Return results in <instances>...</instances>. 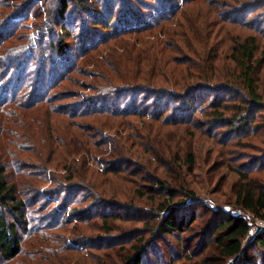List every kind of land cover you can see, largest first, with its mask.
Here are the masks:
<instances>
[{"label":"trees","instance_id":"trees-1","mask_svg":"<svg viewBox=\"0 0 264 264\" xmlns=\"http://www.w3.org/2000/svg\"><path fill=\"white\" fill-rule=\"evenodd\" d=\"M55 1L58 6L54 9ZM198 1L217 10L204 14L264 34V0H245L239 5L231 0H0V110L14 114L18 111L15 114L18 124L47 129V139L50 136L52 143L46 146L47 155L39 158V165L48 170L53 164L51 169L65 171V175L60 172L47 175V181L53 184L35 187V196H23L20 179L23 176L29 179L33 174L20 166L16 170L18 177L9 174L4 156L22 158L11 151L8 143L14 142L9 137L10 131L5 136L7 152H0V264H27V259L15 260L21 253L37 264H42L44 258L53 264H87L86 260L78 259L66 262L77 252L92 255L98 264H174L182 259L191 264L196 255L211 249L212 254L200 258L203 264H264V227L247 240L250 225L243 216L210 207L204 198L155 174L140 160V155L123 152L121 157L113 156V151L122 149V143H128L115 138L113 128L122 130L120 126H131L139 135L146 128L145 120L161 126H197L224 142L235 139L234 143H239L246 136L264 132V89L258 77L259 65H264V50L258 53L252 34L233 46L232 58L239 71L230 75L235 79L227 82H218L216 79L222 76L206 72L212 61L202 55L201 61L207 62L202 70L169 82H159L158 77L167 75L162 64L157 78L153 75L152 79H142L117 69V76L111 79L99 66L104 56L93 58L99 55V47L105 42L160 30L177 22L186 15V5ZM29 25L39 30L37 37L30 36ZM183 35L189 37L188 31ZM74 36L75 42L65 41ZM74 43L76 48L72 47ZM190 48L189 40L179 49ZM10 50L13 54H8ZM194 58L192 64L199 59ZM10 61L6 67L5 63ZM65 80L71 83L68 87L63 86ZM61 101H65L66 109ZM53 115L61 116L58 122L61 130L52 122ZM89 115L106 116L113 121L119 118L121 123L115 121L106 132L101 125L85 123L88 132L80 130L81 137L68 133L71 140L65 141L68 135L64 134L73 132L72 125L79 124L73 118ZM138 118L143 121L135 122ZM141 138L142 135L137 140L156 159L157 150L147 136L146 141ZM62 145L67 146L64 151L60 149ZM262 152L232 169L240 177L235 204L264 221ZM54 153L59 155L57 161ZM158 154L162 163H172L162 153ZM181 160L190 167L195 163L191 151ZM173 161L178 163V158ZM83 166L90 177L96 173L135 174V168L131 167H140L148 181L142 186L152 192L144 193L138 188L136 192L150 206L137 207L104 196L95 183L86 180V173H79ZM27 183L35 184L30 180ZM119 220L134 223L119 226L115 224ZM195 224L199 227L193 233L195 236L185 234ZM191 238H195L194 245L185 242ZM116 245L121 253L107 259L93 252Z\"/></svg>","mask_w":264,"mask_h":264},{"label":"rangeland","instance_id":"rangeland-1","mask_svg":"<svg viewBox=\"0 0 264 264\" xmlns=\"http://www.w3.org/2000/svg\"><path fill=\"white\" fill-rule=\"evenodd\" d=\"M90 1L91 0H88V2ZM231 1L235 5H239V2H245V0ZM209 5L211 4L203 1L187 4L184 10L186 15L183 14L182 17H179L177 22L168 24L160 30L157 29L155 31H144L143 33L131 34L130 38L127 37L126 39L117 40L113 43L105 42L103 46L99 47L100 49L98 48L99 55H93V58H101L104 56L103 59H100L99 66L103 71H105V74H107L106 76L111 79L117 76L115 75V73H118L117 69L122 70L126 75L137 74V76L142 79H152L153 75L157 74L159 65L162 64L163 70H165L167 75L161 78L158 77L159 82H169L174 81L175 77L177 80H181V76L183 75L190 77L202 70V67H205L207 64L206 61H201L202 58L200 56L202 55L207 56V61H212L211 67H208L210 70L206 72L222 76L220 79H216L219 80L218 82L233 80L235 77H231L230 75H237V72L239 71V66L234 61V58H232L233 46L237 41H240L247 35L252 34L256 38V43L259 48L258 53H260L264 50V34L251 28L238 26L236 24H229L225 21H218L215 19L216 17L213 14H204L205 12H217L216 9L211 8ZM57 6L58 3L55 1L53 5L54 9ZM201 12L203 13V16H201ZM258 16L260 17L262 15L259 14ZM30 27V36L32 38L37 37L39 30H34L31 25L27 28ZM187 31L189 33V37H183V34ZM75 36L73 38L69 37L65 41L73 39L75 42ZM189 40L191 42L190 50L184 49L182 51V49H179ZM76 45L77 44L74 43V46L72 47L76 48ZM108 48L110 51L107 50ZM7 50L8 49L5 48V52H7ZM110 53L117 55L118 58L113 57ZM8 54H13V51H8ZM77 55L79 54L76 53V56ZM194 56L199 57V59L196 58L198 62L194 61L195 63L192 64L191 61L195 59ZM256 56H258V54H256ZM179 57H183L185 60H182ZM10 64L11 61L6 62L5 66L8 67ZM82 67L83 65L80 66V69ZM100 73L103 74L102 71ZM258 77L259 84L262 86L263 90L264 65L262 64L259 65ZM155 78H157V75ZM27 80H29V78ZM64 83V87H68L71 84L66 80ZM54 91L55 90H53V92ZM64 102L61 101L60 104H64L63 108L66 109L67 105H65L66 103ZM17 113L18 111L15 114ZM15 114L12 111L7 112V109L0 110V152L4 154L7 152V141L5 140V136L10 131L9 137L14 142V144L8 143L11 151H15L16 154L23 160L11 158V156L6 154L4 157L8 160L7 163L10 170L9 174H12L14 177H18L17 174L19 173L16 171L18 170V166L22 168L25 167L27 168L26 170H31L33 177L25 180L23 176L19 183L22 195L30 198L35 196V192H33L35 187H38L39 185L41 187H46L49 184H53L52 181H47L49 175L51 176L53 173L58 174L57 172H60L61 175H65V171L62 169L61 171L51 169L50 167H54L53 164L49 165V169L51 171L46 168L44 170L41 165H39V158L42 155L43 157L47 155L46 146L49 142L52 143V138L48 136L47 139V129L45 130L44 127H34L33 124L29 126L26 125V123L18 124V122L15 121ZM60 117L61 116L53 115L52 119V122L56 124L59 130H61L58 126V122L61 121ZM25 119L29 121L30 117L27 116ZM105 120L106 123H104ZM73 121L78 122L79 124L75 126L72 125L73 127L71 128L73 129V132H70L69 130L66 132L67 134H64V136L68 135L65 136V141L66 139L71 140V135L68 133H75L81 137L82 135L80 130L83 133L88 132V124L95 125L96 123L97 125H101L100 128H103L106 132L113 127L115 121H117V123H121L119 118H116L115 121H113V119H107L106 116L96 118V116L93 115L75 117L73 118ZM137 121L143 120L142 118H138L135 122ZM143 122L145 123L146 128L142 129L143 131L140 130L142 133L139 135H137L138 133H136L134 129L130 128L131 126H120L122 130L113 128L112 133L115 138H119L121 142L123 139L128 141L127 144L122 143L121 150L113 151V156L121 157L124 154L123 152L126 154L134 153L138 156L140 155L142 156L140 160L145 162L146 167L152 169L155 174L165 177L175 186L191 191L196 196L204 198L210 207H221L226 212L229 211L231 214L233 211L239 212V210H241L239 208L242 207L235 204V193L237 185L240 182V177L236 170L232 168L233 166L236 167L242 162V160L256 158L263 153V131L260 130L261 132L258 131L252 136L242 138L239 143H234L235 139H232L229 142H224L215 136L207 134V132L202 131L197 126H161L159 123L148 122L146 120ZM88 127L90 128V126ZM219 127L222 128V126ZM30 133H32V136ZM41 135H43V137H41ZM141 135L143 136L141 140L146 141L145 137L147 136L150 144L155 148V150H157L155 153L156 159L152 157V153L146 149L144 143L137 140V138L139 136L141 137ZM78 141L73 142L78 143ZM61 143L64 144V142ZM55 144L57 145L58 143L56 142ZM65 147L67 146L62 145L60 149L64 151ZM155 150L153 151L155 152ZM188 151H191L195 158V163L192 167L188 166L181 160V158L184 157ZM158 152L162 153L167 160H172V163H168L167 161L162 163L159 161L158 158H160V155ZM81 154L78 155L79 158L81 157ZM54 155V160L57 161L59 155L58 153H54ZM79 158H77V160ZM174 158H178V163H176L177 165L173 161ZM84 168L85 166H83V170H79V173H86V180L92 184L95 183L98 186L97 188L104 192V196L114 197L118 202H124L127 204L131 202L137 207L150 206L146 198L144 196H140L136 192L137 188L144 193L149 192V194H151L152 192L151 189L149 191L148 188H144L142 186L144 183H148V181H145L143 178L145 173L140 167H131L135 168L133 169L135 174L96 173L93 177H90L89 172L86 168ZM27 180H30L35 184L32 185L31 183H27ZM153 191L156 193L154 189ZM203 217L206 216L203 215ZM249 218L250 219L248 220L250 222H254V218ZM126 222L131 224L134 223V221ZM126 222L125 220H119L115 224L119 226H126V224H128ZM141 222L138 224H142ZM197 228L199 227L196 224L192 225L191 228L186 230L187 233L185 234L194 237L195 234L193 233ZM249 238H247V240ZM185 242L194 245L195 238H191L188 241L185 240ZM118 248L119 245H116L94 249L93 252H97L99 255H102L107 259L116 255V252L121 253ZM212 253L213 250L211 249L209 252L206 251L202 255H196L193 262H198H192L191 264H203L201 262L202 259L200 260V258ZM37 254H34L33 257L37 258ZM62 256V259L64 260L65 255ZM24 259H27V264H37L29 257H25L24 253H21L15 260L23 261ZM77 259L86 260L87 264H98V262H96L97 260H95L92 255H87L85 252L72 253L71 257L68 259L69 261L67 260L66 262H72ZM187 263L188 261L182 259L174 264ZM42 264L53 263L50 259L44 258Z\"/></svg>","mask_w":264,"mask_h":264},{"label":"built area","instance_id":"built-area-1","mask_svg":"<svg viewBox=\"0 0 264 264\" xmlns=\"http://www.w3.org/2000/svg\"><path fill=\"white\" fill-rule=\"evenodd\" d=\"M241 210H239V212L233 211L232 214L233 215H241L243 216L249 223V229H248V233L246 236V239L249 238L251 235H253V233L257 232L258 230H260L261 228L264 227V221L261 220L259 217L255 216L251 211L246 210L244 208H239ZM249 217L254 218V222H250L248 219H250Z\"/></svg>","mask_w":264,"mask_h":264}]
</instances>
